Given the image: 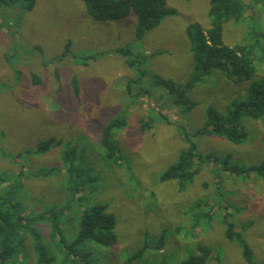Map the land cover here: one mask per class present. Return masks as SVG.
Returning a JSON list of instances; mask_svg holds the SVG:
<instances>
[{
    "label": "rangeland",
    "instance_id": "obj_1",
    "mask_svg": "<svg viewBox=\"0 0 264 264\" xmlns=\"http://www.w3.org/2000/svg\"><path fill=\"white\" fill-rule=\"evenodd\" d=\"M166 1L176 13L139 41L134 13L100 22L88 16L81 0H36L32 11L23 1L0 5V175L6 179L0 191L9 184L20 186L14 194L27 218L69 205L61 224L67 241L78 233L87 208L106 205L116 216L117 242L110 248L87 242L83 250L90 264H181L199 245L213 250L208 264H248L240 244L225 236L227 212L253 260L264 264V179L224 169L225 164L246 169L264 161V118L243 119L248 137L241 144L217 135L196 136L199 154L211 160L199 164L200 173L184 190L179 180L160 181L188 147L183 131L191 135L202 129L209 108L225 115L234 101L246 98L251 83H264V0H243L242 21L225 25L227 46L255 45L257 72L243 84L217 70L203 75L193 56L187 29L194 23L210 27V0ZM129 45L130 56L120 51ZM129 57L143 58L149 75L180 85L198 78L188 92L197 106L186 110L172 103L163 88L151 90V77L143 85L151 95L130 97L126 85L138 73L126 65ZM121 117L126 126L114 140L123 159L114 163L100 138L103 128ZM150 117L153 126L141 131V121ZM50 138L64 145L37 154L39 143ZM68 143L78 149L76 164L84 184L75 195L62 163ZM29 226L39 232L49 254L61 260L63 251L52 239L50 225L40 221ZM23 234L14 263L37 264L35 241L29 231ZM161 237L164 244L157 248ZM143 247L144 254L130 260Z\"/></svg>",
    "mask_w": 264,
    "mask_h": 264
},
{
    "label": "trees",
    "instance_id": "obj_2",
    "mask_svg": "<svg viewBox=\"0 0 264 264\" xmlns=\"http://www.w3.org/2000/svg\"><path fill=\"white\" fill-rule=\"evenodd\" d=\"M25 2V9L32 11L36 0H0V5L14 6L18 2ZM86 6L88 16L94 21H118L124 20L134 13L137 18L136 40L143 38L145 33L157 28L169 15L175 14V9H168L166 0H81ZM191 1V0H188ZM243 0H210V27L205 28L200 23H194L187 29V36L191 43V50L195 60L202 68L203 75L217 70L228 80L236 84H243L252 80L256 75L255 45L237 44L233 47L224 43L225 25L230 21L240 22L243 19ZM131 55V47L120 50ZM117 51V52H120ZM95 58L94 56L89 57ZM126 65L134 69L137 77L127 82L126 92L135 100L138 97L151 95L153 88H163L171 98V102L181 105L186 110H191L197 104L188 97V92L194 86L198 78L193 77L191 81L180 85L171 79L162 78L159 75H149L144 69L145 60L140 57L126 60ZM151 77L150 89H144L145 79ZM38 81V77H34ZM74 91L78 93V83L72 81ZM144 95V96H143ZM135 103V102H134ZM258 120L264 118V83H251L247 90V96L242 101H234L227 114L218 113L213 108L207 110V120L202 129L189 135L183 131V140L187 143V149L183 150L178 159L171 164L161 175L160 181L166 182L179 180L182 190L193 183L195 177L200 173L202 162L209 163V155L202 156L198 152V144L194 138L198 135H217L226 138L232 143L241 144L247 137L248 132L243 125L244 118ZM154 118H145L141 121V131L151 129ZM126 126V120L121 117L112 120L102 130L100 145L104 150L107 159L111 162L122 161L121 147L115 142L114 134L117 130ZM64 141L56 138L39 143L36 153L43 154L52 146H62ZM78 149L69 143L64 146L62 152V163L67 174V186L73 195L80 194L84 184L80 176L81 170L77 167ZM225 171L232 174L243 175L244 177L255 174L264 179V161L250 168L242 169L238 166L228 167L225 164ZM53 172V169L41 174L44 176ZM6 179L0 175V186L3 187ZM18 185H21L20 183ZM20 186L9 184L5 191H0V264H16L14 259L20 251L23 242L21 236L26 231L31 233L35 241V252L37 264H90L89 253L83 250L87 242H94L104 248L113 247L117 242L116 216L108 212L107 206L103 204L93 205L87 208L79 223V231L72 241H67L61 227L62 218L69 205L55 206L47 209L39 216L27 218L23 215L21 206L15 198V189ZM199 203L192 206V211L197 210ZM44 221L51 227L52 239L60 242V249L63 251V258L59 260L56 256L50 255L42 243V237L35 229L29 226L33 222ZM224 223L226 225L225 236L230 241H237L241 248L244 259L248 264H257L253 260V253L247 242L235 228L230 220L229 212L225 213ZM24 235V234H23ZM164 238L156 244L162 248ZM146 248L139 250L130 260L141 257ZM198 252L188 256L181 264H208L213 260L212 248L204 245L198 246ZM129 260V261H130Z\"/></svg>",
    "mask_w": 264,
    "mask_h": 264
}]
</instances>
